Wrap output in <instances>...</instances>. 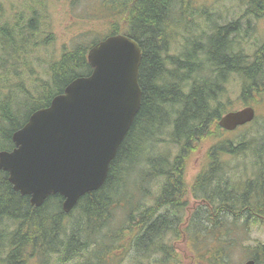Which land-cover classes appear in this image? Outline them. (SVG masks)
Listing matches in <instances>:
<instances>
[{
    "label": "trees",
    "instance_id": "trees-1",
    "mask_svg": "<svg viewBox=\"0 0 264 264\" xmlns=\"http://www.w3.org/2000/svg\"><path fill=\"white\" fill-rule=\"evenodd\" d=\"M66 1L77 7L84 0ZM89 1L94 21L105 23L103 33L56 60L35 96H22L20 87L16 100L0 96V151L13 149V134L35 111L91 74L88 52L108 36L124 34L140 44V111L104 186L83 196L69 214L60 195L33 206L0 170V226L10 225L0 231L1 264H182L173 246L177 240L192 246L193 264H230L250 228L264 224V122L256 118L239 129L246 133L237 141L223 139L219 122L232 111L234 80L240 81L235 93L243 107L258 109L264 101V43L250 53L240 46L257 35L264 0H239V17L229 19L227 9L223 18L220 11L224 23L215 11L198 10L196 0H97L101 9ZM0 43L5 67L26 73L30 42ZM208 139L213 144L189 189L187 163ZM233 158L244 160L234 166ZM236 167L252 170L235 180ZM190 193L193 209L186 208ZM252 251L256 263L264 264V244Z\"/></svg>",
    "mask_w": 264,
    "mask_h": 264
},
{
    "label": "water",
    "instance_id": "water-1",
    "mask_svg": "<svg viewBox=\"0 0 264 264\" xmlns=\"http://www.w3.org/2000/svg\"><path fill=\"white\" fill-rule=\"evenodd\" d=\"M88 62L92 73L72 81L49 107L35 111L13 134L15 148L0 151V170L35 207L60 195L69 214L83 196L102 188L140 111L142 51L136 40L110 36L91 48ZM256 115L249 106L226 114L219 125L234 131Z\"/></svg>",
    "mask_w": 264,
    "mask_h": 264
},
{
    "label": "rangeland",
    "instance_id": "rangeland-1",
    "mask_svg": "<svg viewBox=\"0 0 264 264\" xmlns=\"http://www.w3.org/2000/svg\"><path fill=\"white\" fill-rule=\"evenodd\" d=\"M196 2V5L201 7L197 8L198 10L209 8V10L215 11L214 18L218 22L220 11L223 18L228 19L227 9H230V19L239 17L244 8L243 6L242 8L238 6L239 0H196ZM95 5L101 9V5L99 7L97 0ZM94 8L93 2L89 0L79 2L77 7L66 0H0V28H4V31L0 30V33L5 35V38L0 36V40H18L20 45L25 40H28L30 45L27 47L31 51L29 64H25L26 73L22 72L20 74L16 73V70L11 65L9 68L5 67V56L0 51V59H2L0 60V96L12 95L11 97L16 100L19 97V87L24 89L21 91L22 96H28L26 95L27 92L35 96L36 87L49 80L50 66L56 60L60 59L64 53L72 51L82 41L95 40V36L102 34L104 31L102 26L105 23L103 21H94ZM99 18L101 19V17ZM30 20H33L32 28L27 27V23ZM194 20L200 23L202 30L205 29L201 24L202 21ZM225 21L221 22L224 23ZM257 24V35L248 40H240V46L248 53L264 43V18L257 21ZM21 33H24L25 36L22 37ZM0 48L2 49L1 43ZM22 54L26 55V53ZM172 54L176 55L177 53L173 51ZM239 82V80H234L229 86L233 104L232 110L243 108L241 102L238 101L237 93H235ZM256 110L257 118L264 122V101L260 103V107ZM242 132L243 134L246 133V131L239 129L232 132L226 131L223 139L237 141ZM212 140L208 139L201 143L187 163L185 180L189 189H192L195 179L204 167L207 152L213 144ZM242 160L244 158H233L229 159V163L236 166ZM236 170L238 179L235 180H243L245 178L240 179L241 175L246 177V172L250 173L252 167L247 170L241 168L238 170L236 167ZM152 192L155 194L157 191L153 189ZM188 197L189 205L186 208L193 209V207H196V200L191 197V193ZM119 222L120 218L118 216L116 224ZM8 224L6 222L4 228L0 226V231H5L6 228H9L7 227L10 226ZM246 238L247 241L244 242V245L234 250L230 264H245L248 260L253 259V247L258 244H264V224L252 226ZM173 246L181 256L182 264H193V258L189 251V247L192 248V246L186 240H177L173 242ZM186 254L188 257H186ZM2 258L3 256H0L1 262ZM120 264H130V262L128 263L125 260L124 263L121 261Z\"/></svg>",
    "mask_w": 264,
    "mask_h": 264
}]
</instances>
